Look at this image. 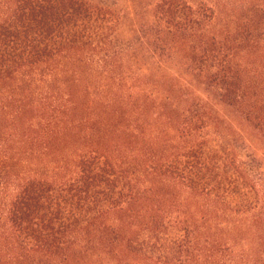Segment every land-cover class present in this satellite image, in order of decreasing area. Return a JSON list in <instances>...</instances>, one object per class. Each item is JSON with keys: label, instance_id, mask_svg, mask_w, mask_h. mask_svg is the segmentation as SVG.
<instances>
[{"label": "rangeland", "instance_id": "obj_1", "mask_svg": "<svg viewBox=\"0 0 264 264\" xmlns=\"http://www.w3.org/2000/svg\"><path fill=\"white\" fill-rule=\"evenodd\" d=\"M88 1L118 15L111 49L61 61L51 93L48 84H34L41 75L28 72L0 86V150L5 157L0 200L6 203L5 196L34 170L62 166L77 145L100 144L139 191L148 188L129 210L118 213L125 229L131 223L145 226L162 209L189 217L198 228L197 248L216 241L235 245V254L217 255L224 264H264V0H183L196 12L212 9L205 29L194 32L166 31L153 12L161 0ZM213 38L222 53L202 61L204 44ZM67 92L78 108L54 111L50 98L63 102ZM41 96L47 101H39ZM197 115L204 121L196 120L191 127L197 130L190 135L188 122ZM48 123L55 137L46 149L34 144V137L51 132ZM190 141L226 148L258 183L261 207L247 215L217 211L150 169L155 159ZM6 229L1 220L0 264H28L13 262L12 252L1 251L8 245ZM116 242L125 257L132 256L125 240Z\"/></svg>", "mask_w": 264, "mask_h": 264}, {"label": "trees", "instance_id": "obj_2", "mask_svg": "<svg viewBox=\"0 0 264 264\" xmlns=\"http://www.w3.org/2000/svg\"><path fill=\"white\" fill-rule=\"evenodd\" d=\"M153 12L168 32L202 31L212 15V9L196 12L183 0H161ZM117 21L114 10L88 0H0V86L28 72L41 75L34 84H48L51 93L61 61L112 48ZM204 45L202 61L216 60L222 53L215 38ZM65 96L63 102L55 95L50 98L54 111L69 113L78 108L71 92ZM47 99L41 96L39 101ZM196 120L204 121L200 115L191 119L186 131L190 135L197 130L191 127ZM48 126L51 132L34 137V144L46 149L55 137L51 123ZM207 143L190 141L176 153L151 161L149 167L217 211L247 215L259 209L258 183L227 155L226 148L214 150ZM63 162L62 166L54 163L49 171L34 170L5 196L6 203L0 200V221L6 225L8 243L1 251L12 252L13 262L224 264L216 259L218 254L236 253L235 245L221 241L209 244L208 240L210 247L197 248L198 228L189 217L162 209L145 226L131 223L129 231L125 229L118 213L129 210L148 188L139 191L104 146L77 145ZM4 163L0 150V171ZM120 239L127 242L131 257L120 249L116 242Z\"/></svg>", "mask_w": 264, "mask_h": 264}]
</instances>
